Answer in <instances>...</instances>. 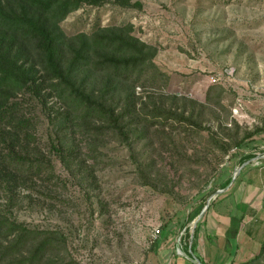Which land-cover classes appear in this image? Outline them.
Segmentation results:
<instances>
[{"label":"rangeland","instance_id":"1","mask_svg":"<svg viewBox=\"0 0 264 264\" xmlns=\"http://www.w3.org/2000/svg\"><path fill=\"white\" fill-rule=\"evenodd\" d=\"M125 25L158 49L135 87L146 117L165 112L160 105H172L173 115L152 123L127 117V138L102 128L105 119L83 117L51 88L56 78L45 103L29 89L13 97L32 120L29 155L45 168L26 180L0 177V210L63 232L73 264H173L196 211L224 193L211 192L217 178L233 177L248 152L264 155V0H89L59 22L70 36ZM78 80L95 95L121 82L98 70ZM122 86L116 112L134 92L132 81ZM250 132L248 144L237 146Z\"/></svg>","mask_w":264,"mask_h":264},{"label":"trees","instance_id":"2","mask_svg":"<svg viewBox=\"0 0 264 264\" xmlns=\"http://www.w3.org/2000/svg\"><path fill=\"white\" fill-rule=\"evenodd\" d=\"M86 1L89 0H0L2 179L26 180L44 172L45 164L42 158L29 155L32 138L29 129L32 120L21 112L22 105L14 101L13 97L29 89L36 99H42L45 103L46 91L49 89L46 85L50 81L53 82L54 78L57 80L51 88L58 90L65 100L69 99L78 111H82L83 117L94 122H102L105 119L108 126H101L102 128L115 130L127 138L129 132L125 129L129 122L124 121L125 118L130 117L132 122L137 123H152L156 122L155 119L159 116L169 117L174 114L172 105L165 109L160 105L158 109L165 112L160 111L162 114L152 118H149V115L146 117V101L143 102L141 97L136 95L135 87L142 74L147 73V68L149 70L150 66L154 65L153 58L158 49L131 34L132 26L104 27L90 34L79 32L71 36L61 31L59 22ZM37 59L39 64L36 63ZM92 70L108 71L121 82L116 83L113 89V86L98 89L95 95L83 83L79 84L78 80L83 72ZM124 81L133 82L134 92L126 98V104L121 110L116 112L118 108L113 100L119 95L121 87L125 88L122 86ZM173 99L177 100L175 96ZM156 103L157 101H154L152 104ZM63 116L67 123H71V127L77 125L78 122L73 116ZM253 133L250 132L236 141V145H247V140ZM60 143L62 147L57 151L65 157V143ZM67 151L68 154L77 153L74 146H69ZM255 156L256 153L248 152L239 158V164ZM88 166L85 165L86 176L93 173V169ZM229 167L227 165V168ZM231 180V174L219 176L216 187H213L211 192L227 187ZM202 209L203 207H200L193 218L199 215ZM197 233V225L193 233L188 227L182 237V250L194 258H197ZM66 240L63 232L31 226L11 218L0 210V264H73L64 257ZM154 243L157 247L158 238ZM240 264H264V240L260 252Z\"/></svg>","mask_w":264,"mask_h":264},{"label":"crops","instance_id":"3","mask_svg":"<svg viewBox=\"0 0 264 264\" xmlns=\"http://www.w3.org/2000/svg\"><path fill=\"white\" fill-rule=\"evenodd\" d=\"M260 158L245 164L230 189L210 203L197 223L195 256L202 263L240 264L260 252L264 240V157ZM173 264L193 262L176 254Z\"/></svg>","mask_w":264,"mask_h":264},{"label":"water","instance_id":"4","mask_svg":"<svg viewBox=\"0 0 264 264\" xmlns=\"http://www.w3.org/2000/svg\"><path fill=\"white\" fill-rule=\"evenodd\" d=\"M260 157H264V155L262 156H255L254 158H251L249 160H247L246 162H244L243 164H241L239 167L236 168L232 180L230 182V184L222 189H218L217 192L215 193L214 197H216L217 195L225 192L228 190V188L231 186V184L233 183L234 179L237 177V175L239 174V172L241 171V169L245 166V164H248L249 162H251L253 159L255 158H260ZM211 199L212 197L209 198L208 202L206 203L205 207L202 209L201 213L199 215H197L194 220H193V224L196 225L198 223V221L202 218V216L204 215V213L206 212V210L209 208L210 203H211ZM183 234L180 236V240L182 239ZM178 248L180 250V254H182L183 256H185L186 258H188L191 262H193L194 264H204L202 263L199 259L194 258V257H190L188 256L184 251H181L180 245L178 244Z\"/></svg>","mask_w":264,"mask_h":264},{"label":"built area","instance_id":"5","mask_svg":"<svg viewBox=\"0 0 264 264\" xmlns=\"http://www.w3.org/2000/svg\"><path fill=\"white\" fill-rule=\"evenodd\" d=\"M233 71H234L233 69H230V70H229V73H233ZM160 232H161V229H160V228H157V229H156V234H155V237H156V238L160 235V234H159Z\"/></svg>","mask_w":264,"mask_h":264}]
</instances>
